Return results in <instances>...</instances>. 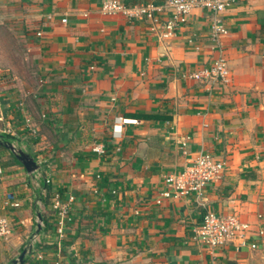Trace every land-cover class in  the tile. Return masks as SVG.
I'll return each instance as SVG.
<instances>
[{"label":"crops","instance_id":"1","mask_svg":"<svg viewBox=\"0 0 264 264\" xmlns=\"http://www.w3.org/2000/svg\"><path fill=\"white\" fill-rule=\"evenodd\" d=\"M103 1L0 0V22L17 25L22 67L36 68L42 86L20 103L14 89L0 97V132L41 165L32 175L7 164L9 151L0 157V216L14 226L0 238V264L31 243L38 210L45 221L22 264H264V233L257 248L231 244L214 255L193 239L208 209L264 232V0H237L218 15L197 8L167 40L147 21L105 13ZM215 17L228 29L222 52L211 39ZM220 54L225 80L190 76ZM203 152L227 161L207 186V206L191 196L159 202L165 175ZM45 179L63 201L75 196L63 237L53 199L39 198Z\"/></svg>","mask_w":264,"mask_h":264},{"label":"built area","instance_id":"2","mask_svg":"<svg viewBox=\"0 0 264 264\" xmlns=\"http://www.w3.org/2000/svg\"><path fill=\"white\" fill-rule=\"evenodd\" d=\"M237 0H162L159 3L150 1L147 3L129 5L123 0H104L102 9L108 14H123L129 19H139L149 23V30L161 39H171L176 34V29L190 20L197 8H205L215 14H220ZM211 25V39L215 41L220 52L223 50L221 36L228 31L221 17H215ZM66 21V19H64ZM199 48V46L197 47ZM230 72L228 61L220 54L211 60L209 65H204L190 73L192 78L200 81L225 80ZM2 94L0 93V97ZM46 115L44 114L43 117ZM26 122L33 134L38 133V127L31 116L26 117ZM125 119L124 121H127ZM117 128V127H116ZM99 153L104 152L103 145L94 148ZM227 168V161L219 159L211 152H203L183 170L170 172L165 175L167 188L161 192L159 202L164 198L191 196L199 205L207 206L206 189L209 183L220 179ZM50 183V180H47ZM46 189L42 192L45 194ZM75 200L73 194L68 201L62 200L61 192L53 194V208L57 220V232L60 237L65 235L67 224L73 220L71 204ZM7 204L19 206L14 193H8ZM14 231L11 219L0 216V238H8ZM263 230L257 229L251 223L243 221L237 213L219 214L208 209L201 222L194 227L193 239L205 247L211 254L228 245L237 248L249 246L258 247L255 236L262 235ZM33 239V243L37 241ZM55 264H68L57 261Z\"/></svg>","mask_w":264,"mask_h":264},{"label":"rangeland","instance_id":"3","mask_svg":"<svg viewBox=\"0 0 264 264\" xmlns=\"http://www.w3.org/2000/svg\"><path fill=\"white\" fill-rule=\"evenodd\" d=\"M13 22V20L0 22V93L3 96L4 92L14 89V95L18 97L17 101L20 103L25 97H29L31 90L40 91L42 86L39 84L41 75L36 68L32 66L28 68V64L26 68L22 67L23 60L18 53L21 47H24L22 45L24 42L20 40L17 25ZM31 93L34 95V92ZM25 104L29 105L28 101ZM39 112L41 113V109Z\"/></svg>","mask_w":264,"mask_h":264},{"label":"water","instance_id":"4","mask_svg":"<svg viewBox=\"0 0 264 264\" xmlns=\"http://www.w3.org/2000/svg\"><path fill=\"white\" fill-rule=\"evenodd\" d=\"M11 151L15 153L17 158L23 163L26 170L34 175V173L41 168L40 163L27 151H25L23 148L17 147L16 144L13 142H3ZM37 217H38V223H37V229L35 231V234L32 237L31 243L22 251L20 256L14 260V264H22L25 260V256L28 253H32V247H33V239L37 237V235L40 234L42 229V223H43V216L41 210L37 211Z\"/></svg>","mask_w":264,"mask_h":264},{"label":"trees","instance_id":"5","mask_svg":"<svg viewBox=\"0 0 264 264\" xmlns=\"http://www.w3.org/2000/svg\"><path fill=\"white\" fill-rule=\"evenodd\" d=\"M17 141V139L13 136H11L10 134L8 133H2L0 132V157L3 156V152L4 151H9L10 152V155H11V158H12V162L10 161H6L7 164H15V163H18L22 166L23 163L17 158V156L15 155V153L13 151H11L3 142H15ZM15 144V143H14ZM42 176H43V173L41 172ZM42 186L45 187L46 189V192L45 194L43 193H39V198L43 200V203L45 204V206H49L52 204V200L53 199V194L54 192L52 191L50 185L47 183V179L44 180V183L42 184ZM42 216H43V221H45V215L43 214L42 212Z\"/></svg>","mask_w":264,"mask_h":264}]
</instances>
